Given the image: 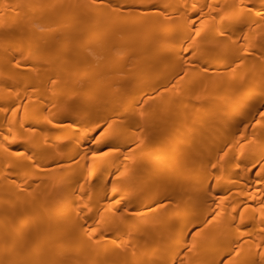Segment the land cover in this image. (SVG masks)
<instances>
[{
  "label": "bare ground",
  "instance_id": "1",
  "mask_svg": "<svg viewBox=\"0 0 264 264\" xmlns=\"http://www.w3.org/2000/svg\"><path fill=\"white\" fill-rule=\"evenodd\" d=\"M0 264H264V0H0Z\"/></svg>",
  "mask_w": 264,
  "mask_h": 264
}]
</instances>
